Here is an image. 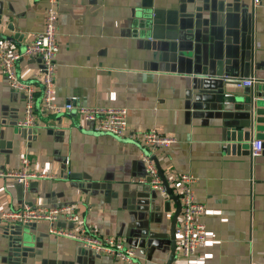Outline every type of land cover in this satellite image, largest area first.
Masks as SVG:
<instances>
[{
    "label": "crops",
    "instance_id": "crops-1",
    "mask_svg": "<svg viewBox=\"0 0 264 264\" xmlns=\"http://www.w3.org/2000/svg\"><path fill=\"white\" fill-rule=\"evenodd\" d=\"M47 0H0V41L21 49L43 29ZM55 101L124 107V136L96 133L72 111L39 106V58L16 63L18 76L36 88V124L27 130L25 95L12 90L0 64V169L16 170L23 157L32 170L56 178L31 180L25 190L0 178V211L25 204L72 205L89 232L125 240L130 261L85 248L32 223L29 254L11 252L0 219V264H165L177 204L153 190L143 154L150 153L167 180L191 173L197 200L207 206L209 240L190 258L172 264H264V106L245 115L252 94L264 98V0H59ZM229 78L255 77L240 88ZM173 136L162 149L147 148L145 130ZM179 218V217H178ZM57 226H78L57 220Z\"/></svg>",
    "mask_w": 264,
    "mask_h": 264
},
{
    "label": "built area",
    "instance_id": "built-area-1",
    "mask_svg": "<svg viewBox=\"0 0 264 264\" xmlns=\"http://www.w3.org/2000/svg\"><path fill=\"white\" fill-rule=\"evenodd\" d=\"M262 0H253L259 4ZM59 0H47L43 29L36 34V37L26 43L21 49L10 47L9 41H0V64L3 73L12 88L25 95L24 116L17 125L22 129L32 128L36 124V88L32 82L22 80L16 71V63L24 57L39 58L41 61L40 77L42 94L39 106L46 112L58 115L77 112L87 123H91L92 129L98 133H108L122 137L128 129L129 111L124 107H97L76 105V96H72L63 104L55 101V71L56 56L59 52L57 41V24L59 18ZM226 81L232 80L236 86L250 87L255 83V77L229 78L224 76ZM143 144L152 150L162 149L172 145L176 139L173 136L164 135L156 129L145 130L141 134ZM264 148V142L260 138L252 140L251 154L259 156ZM143 160L148 172L146 182L154 190H160L166 195L163 184V177L150 153L143 154ZM56 178L47 172L32 170L30 159L25 156L21 165L16 170L0 169V178L16 180L25 190L28 189L31 180L39 178ZM168 184L173 193L178 195L181 201V212L178 218L177 234L181 240L182 255L185 258L193 256L198 248L208 240L207 226L203 217L207 213V206L198 201L194 189L198 178L191 173H176L169 178ZM72 205H63L53 208L43 206H30L25 204L20 209H4L0 211V219L6 224H32L40 221L49 222V233L72 238L79 241L85 248L101 254L113 255L119 260L130 261L135 254L134 250L127 246L125 240L114 236L100 237L92 234L80 223L76 214H73ZM64 218L75 223L78 228L75 230L62 228L56 225L57 220Z\"/></svg>",
    "mask_w": 264,
    "mask_h": 264
},
{
    "label": "water",
    "instance_id": "water-1",
    "mask_svg": "<svg viewBox=\"0 0 264 264\" xmlns=\"http://www.w3.org/2000/svg\"><path fill=\"white\" fill-rule=\"evenodd\" d=\"M263 93H259L258 98L256 99L254 95L252 94V97L248 99L247 101V106L245 110V115L248 116L251 119H254V114L259 113V106H264V98L259 99ZM27 130L29 132L30 130L28 129H23ZM98 133V132H96ZM157 162V160L155 161ZM160 173L163 177V184L166 193H168L172 199L175 200L177 204L176 211L173 215L172 218V223H171V233H170V238H171V253L169 256L168 261L165 264H172L175 258L177 257V228H178V217L181 212V201L178 195L173 193L172 188L168 184L167 178L160 168L158 166ZM154 190V189H153ZM31 224H18L15 225L14 227H8L6 229L7 236L10 241V246H11V252L23 255V258H25L29 254V249L30 245L32 244V234L30 230Z\"/></svg>",
    "mask_w": 264,
    "mask_h": 264
},
{
    "label": "rangeland",
    "instance_id": "rangeland-1",
    "mask_svg": "<svg viewBox=\"0 0 264 264\" xmlns=\"http://www.w3.org/2000/svg\"><path fill=\"white\" fill-rule=\"evenodd\" d=\"M8 226H9V227H14L15 225H10V224H8Z\"/></svg>",
    "mask_w": 264,
    "mask_h": 264
}]
</instances>
